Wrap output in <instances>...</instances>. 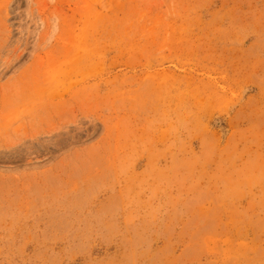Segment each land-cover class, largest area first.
<instances>
[{"label":"rangeland","instance_id":"374dc122","mask_svg":"<svg viewBox=\"0 0 264 264\" xmlns=\"http://www.w3.org/2000/svg\"><path fill=\"white\" fill-rule=\"evenodd\" d=\"M0 264H264V0H0Z\"/></svg>","mask_w":264,"mask_h":264}]
</instances>
